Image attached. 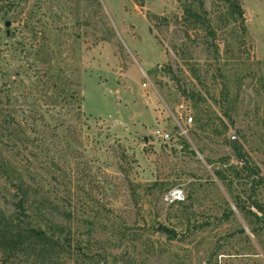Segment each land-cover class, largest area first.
<instances>
[{
	"label": "rangeland",
	"instance_id": "374dc122",
	"mask_svg": "<svg viewBox=\"0 0 264 264\" xmlns=\"http://www.w3.org/2000/svg\"><path fill=\"white\" fill-rule=\"evenodd\" d=\"M237 2L0 0V206L60 238L42 264H264L236 208L264 206V0Z\"/></svg>",
	"mask_w": 264,
	"mask_h": 264
},
{
	"label": "trees",
	"instance_id": "16d2710c",
	"mask_svg": "<svg viewBox=\"0 0 264 264\" xmlns=\"http://www.w3.org/2000/svg\"><path fill=\"white\" fill-rule=\"evenodd\" d=\"M230 4V14L232 17L238 15L243 20L244 12L237 0H224ZM200 19L196 14L194 15ZM237 158L243 163V172L248 177L256 176V180L252 182V186L260 184L257 168L250 164L244 154L237 151ZM220 175V173H218ZM221 179L225 178L220 175ZM25 193L16 195V203H10V209L4 210L0 206V260H9L18 257V255H27L30 264H42L43 262L53 261L57 254H60L61 240L55 233H49L40 225L36 227L33 218L27 215V200L23 198ZM256 196L252 194V206L258 211L254 213L252 208H245L236 202V208L244 213L247 218H252L262 230H264V206L254 199ZM231 214H233L231 212ZM24 216L25 219L21 218Z\"/></svg>",
	"mask_w": 264,
	"mask_h": 264
},
{
	"label": "built area",
	"instance_id": "2783aa9c",
	"mask_svg": "<svg viewBox=\"0 0 264 264\" xmlns=\"http://www.w3.org/2000/svg\"><path fill=\"white\" fill-rule=\"evenodd\" d=\"M193 122V119L190 117L189 119L186 120L184 127H180L181 128V132L182 134H187V128L190 127V124ZM153 137L156 139H160L164 142H168L171 139V136L169 133H167L166 131L162 130V129H156L154 130V132L152 133ZM172 199L173 200H179L182 197V192L181 191H173V193L171 194Z\"/></svg>",
	"mask_w": 264,
	"mask_h": 264
}]
</instances>
